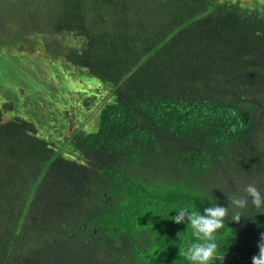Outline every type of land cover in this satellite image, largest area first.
Segmentation results:
<instances>
[{"label":"trees","instance_id":"obj_1","mask_svg":"<svg viewBox=\"0 0 264 264\" xmlns=\"http://www.w3.org/2000/svg\"><path fill=\"white\" fill-rule=\"evenodd\" d=\"M0 48L70 65L97 115L50 134L1 100L0 264H264V8L0 0Z\"/></svg>","mask_w":264,"mask_h":264},{"label":"rangeland","instance_id":"obj_2","mask_svg":"<svg viewBox=\"0 0 264 264\" xmlns=\"http://www.w3.org/2000/svg\"><path fill=\"white\" fill-rule=\"evenodd\" d=\"M237 2V0H231ZM243 5L259 6L264 8V0H238ZM45 39V37H44ZM67 46L80 47L84 44L83 40L68 38L64 40ZM40 49L21 53L17 49L0 48V59L3 56L9 57L0 62V71L4 73L0 76V102L10 99L12 96L18 98L23 88L25 98L19 103L21 114L28 115L34 121L40 122L39 127L45 133L58 134L65 124L61 123L66 117V110L75 119V126L83 121L88 126L95 127L97 115L93 108L82 111V106L75 100L73 94L80 90L90 91L94 88L90 81L77 76V73L69 65L68 67L59 66L58 62H53ZM61 62V61H59ZM62 63V62H61ZM72 95V96H71ZM72 97V98H71ZM34 101L32 107L29 103ZM24 107V108H22ZM32 109L36 113L32 112ZM75 116V117H74ZM71 122L69 121L68 127Z\"/></svg>","mask_w":264,"mask_h":264}]
</instances>
